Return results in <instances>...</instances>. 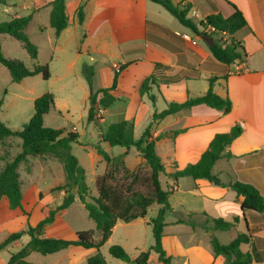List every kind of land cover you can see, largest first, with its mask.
Returning a JSON list of instances; mask_svg holds the SVG:
<instances>
[{
  "label": "crops",
  "instance_id": "0c3cea01",
  "mask_svg": "<svg viewBox=\"0 0 264 264\" xmlns=\"http://www.w3.org/2000/svg\"><path fill=\"white\" fill-rule=\"evenodd\" d=\"M39 1L35 14L38 15L42 9L51 14L50 3L53 0ZM225 1L172 2L182 8L190 5L191 11L188 16L190 17L192 12L194 17L201 19L194 6L203 7L207 16L221 12L226 6ZM228 1L241 11L248 23V27L235 36L244 47L248 58L232 65H224L215 60L208 48L210 41L208 36H203L202 43L191 48L183 37L188 35L186 33L190 30L183 27L178 20L179 24L173 23L154 6L158 4L149 0H67L69 27L60 36H56V49L61 53L65 51L68 40L76 41L78 36L84 33L85 40L82 46L86 53L92 56L91 63L94 64L95 54L115 58L118 62L114 61L112 71L106 65L100 71L102 75H107L108 82L113 80L111 73L114 75L121 66H126L120 73L117 89L113 93L118 102L111 109L119 112L123 110V120L134 121L136 140L141 138L154 114L146 118L142 127L137 125L140 110L149 109L146 104L149 100L140 96L139 89L142 82L153 73L155 63H161L174 70L194 69L200 72L198 78H183L178 83L161 84L159 89L161 94L154 90V93L158 94L156 104L162 100L166 106L162 96L165 101L178 103L185 102L188 98L202 96L208 91V80L213 76L217 78L214 92L223 98L231 99L233 109L227 115L206 105H200L166 117L156 124L153 131L155 139L161 133L185 130L174 139L166 135L156 143L157 154L166 170L172 169L168 179L162 182L163 189L177 188L172 193L175 194L174 204L169 199L172 209L165 216L166 226L162 240L167 255L173 257L171 264H225L223 257H215L210 243L211 238L215 236L222 244L227 245L238 233L251 235V241L242 245L241 249L243 252L255 251L259 255L260 261H254L252 264H264V211H243L241 204L244 198L238 196L230 187L216 186L208 180H195L190 177L175 182L172 177L173 172L197 163L216 134L227 133L233 126L239 125L242 135L228 148L232 157L217 161L213 174L225 185L237 182L252 185L264 197V0ZM83 3L85 21L80 25L76 11ZM44 32L48 33L49 30L45 28ZM75 48L77 50L78 46ZM50 63L52 65L53 59ZM216 65L223 68L220 73L213 69ZM47 66L51 75L50 81H62L69 72L75 70L76 61L74 59L66 62L64 71L55 73L56 77L53 68L49 64ZM95 78L96 75L93 76V85ZM111 84H105L106 87L103 88L110 87ZM122 107L125 108L121 109ZM111 109L99 111L104 115ZM137 154L136 162L132 167H127L128 169L134 170L145 163L138 152ZM127 160L128 157L125 163ZM63 197L64 193L59 194L58 199L63 200ZM24 203L23 198V208L11 210L9 201L3 197L0 201V226L23 217ZM60 204L56 203V208ZM191 214L198 224H204L207 219L217 218L233 222V218L237 216L239 222L229 231H206L201 227L192 228L179 223L180 219L188 220ZM58 215L55 222L46 227L45 237L62 239L61 232L70 229ZM170 215H174L175 218H171ZM208 226L212 227L213 224L210 223ZM78 232L80 231H71L64 239L75 240ZM14 245L22 246L19 241ZM97 252L96 249L71 247L47 256L32 253L27 261L32 264H87L88 259ZM153 254L155 253H151L150 260L157 263V254L155 258ZM139 256L130 258L135 260Z\"/></svg>",
  "mask_w": 264,
  "mask_h": 264
},
{
  "label": "trees",
  "instance_id": "16d2710c",
  "mask_svg": "<svg viewBox=\"0 0 264 264\" xmlns=\"http://www.w3.org/2000/svg\"><path fill=\"white\" fill-rule=\"evenodd\" d=\"M8 1L0 0V6L6 5ZM66 1L53 0L50 3L52 8L50 26L55 30L57 37L69 27ZM149 1L161 5L183 27L196 36H208L210 38L208 48L219 63L232 65L237 62H243L248 58L244 47L235 39L236 34L248 27V23L241 11L230 1H225L226 6L223 7L221 12L207 15L201 20L200 24L188 16L191 11L190 5L182 8L180 5H175L172 0ZM84 8L85 4L83 3L76 11L80 25L85 21ZM32 21L33 15L17 16L8 22L0 24V64L8 70L13 83H20L26 78L38 75H42L44 80H49L51 77L48 66L38 64L33 69H29L23 62L8 59L3 54L1 38L8 35L19 41L32 59H38L39 48L30 40L26 33V29ZM201 26L206 29L209 26L213 27L216 32L212 35H207L201 30ZM222 33L228 34L231 39L230 44L222 45L220 40L214 39V36L218 38ZM125 67L123 65L118 71L114 72L110 87L95 92L93 90V67L86 69L85 78L90 87V96L88 98L90 122L95 120L97 107L109 110L117 104L118 99L113 93L117 89L120 73ZM189 72L194 73V75H190ZM176 73V70L166 65L155 63L153 73L140 86V96L146 97L155 106L158 94H161L159 90L161 84H174L183 78L191 79L200 76V73L196 74L197 70L194 69L183 70V75L181 76L175 75ZM185 73L187 74L185 75ZM208 81L209 89L205 94L188 98L182 103L165 101L162 96L166 108L161 112L155 111L139 140H136L134 136V121L122 120L109 125L107 130L101 134V143L108 144L110 147H120L127 151L119 156H111L102 146L98 145L95 147L97 153L107 164L106 173L97 180L98 195L96 197L90 196L89 187L86 183V171L72 153V145L79 143V134L68 133L64 135V129H53L46 127L44 124L45 116L55 106L53 94L46 93L34 101V115L21 131L12 130L0 121V144L2 146L5 145L8 139L13 137L22 140L21 153L12 161L6 162L0 169V201L3 197H6L11 210L23 208L24 192L19 166L27 163L29 157H55L59 159L66 176L65 185L58 186L55 189L56 191L65 192L62 203L56 209H50L48 214L35 226H29L26 231L12 233L0 243V251H3L18 242L23 235L27 234L30 236L29 243L16 254L11 255L7 264H32L27 261V258L32 253L47 256L71 247L96 249L98 252L88 259L87 264H107L100 250L110 239L117 223L128 224L139 219H145L148 216L149 208L155 204L159 205L160 209L157 217L151 220L154 244L147 251L142 252L134 261L139 264H148L150 255L154 252L157 254V264H171L173 257L167 255L162 240L166 226L165 216L172 209L169 199L173 192L171 189H163L161 177L166 174V168L157 154L156 143L166 135H170L174 139L184 133L185 130L161 133L155 139H153V131L156 124L166 117L200 105H206L223 112L225 115L231 113L233 109L231 99L229 97L223 98L214 92L217 78L212 77ZM155 89L158 94L154 93ZM2 106L3 101H0V113ZM241 135L242 129L239 125L233 126L227 133L216 134L197 163L189 164L184 169L172 173L174 181L177 182L181 178L190 177L195 180H208L216 186L230 187L238 196L244 198L241 204L243 211L263 212L264 197L254 186L241 182L225 185L217 175L213 174V168L217 161L232 157L228 148ZM132 147L137 150L145 161L146 166L149 168L148 173L143 172L144 170L142 169L129 170L127 168L125 158L128 155V150ZM219 150L222 151L220 155L218 154ZM77 200L83 204L89 219L95 222L98 238L95 239L96 233L91 230L78 232L75 240L45 237L46 227L52 225L56 216L60 212L66 211ZM238 222L239 217L237 216L233 218V222L217 218L207 219L204 224H198L192 214L189 215L188 220H179V223L187 224L192 228L201 227L206 231H229ZM210 223L213 224L212 227L208 226ZM250 241V234L238 233L227 245L222 244L215 236L211 238L210 243L215 257H223L225 264H252L254 261H260L259 255L255 251L243 252L241 249L242 245L248 244ZM109 252L114 258L127 264L134 262L124 248L119 245L112 246Z\"/></svg>",
  "mask_w": 264,
  "mask_h": 264
},
{
  "label": "rangeland",
  "instance_id": "374dc122",
  "mask_svg": "<svg viewBox=\"0 0 264 264\" xmlns=\"http://www.w3.org/2000/svg\"><path fill=\"white\" fill-rule=\"evenodd\" d=\"M39 3V0H9L6 5L0 6V24L8 22L17 16L33 15V21L27 27L26 33L30 40L39 48L38 59H32L23 45L8 35L2 36L1 38L3 54L8 59L23 62L29 69H33L38 64L41 66H47V64H49L53 68V71H55L54 77L57 76L55 73H62L64 71L65 63L68 61L75 59L76 68L72 72H69L62 81L44 80L42 75H38L26 78L20 83H13L8 70L0 64V101H3L0 121L12 130L21 131L34 115V101L46 93L53 94L55 106L45 116L44 124L49 128L64 129V135L68 133L79 134V143L72 145V153L86 171V183L89 187L90 196L96 197L98 195L97 180L106 173L107 164L97 153L95 147L98 145L102 146L111 156H119L127 151L120 147H110L105 143H101L100 138V134L104 133L110 124L122 121L124 116H122L123 110L119 112L114 111V109H111L107 114L103 115L99 111L100 108L97 107L95 120L93 122L89 121L88 98L90 96V87L86 81L85 73L87 68L93 67L94 75H96L93 90L95 92L103 89V87H106L105 84L110 85L112 83V79L108 82L106 79L107 75H102L100 71L105 65L112 71L113 63L117 60L115 58L103 57L100 54H95L94 64L91 63L92 56H89L82 46L85 40L84 33L80 34L76 41H67L66 48L64 49L66 52H59L55 45V30L50 26L49 12L46 9H42L38 15L33 14ZM154 6L173 23L179 24L177 19L161 5ZM194 10L200 14L202 18L198 19L194 17L192 12L190 18L200 24L201 20L206 17L205 10L203 7L200 8L198 6H194ZM45 28L49 30L48 33L44 32ZM201 30L206 33V28L204 26H201ZM186 34L192 38V41L187 40L191 48L202 43L201 39L203 36H196L191 31ZM214 39L220 40L222 45H228L227 42L231 43L230 37H224L222 35L218 38L214 36ZM76 45L78 46L77 50L75 48ZM51 59H53L52 65L50 63ZM90 64H93V66ZM213 69L216 73H220L223 70V68L218 65L214 66ZM176 72L175 75L177 76L183 75V70L179 69L176 70ZM198 73L200 72L197 71L196 74ZM186 74L187 73H185V75ZM189 74L194 75V73L190 72ZM111 76H113V73H111ZM146 104L149 109L146 111L140 110L139 112L137 125L141 127L144 125L148 116L155 113V111L160 112L166 108L162 100L155 106L150 101H147ZM124 108L125 107H122L121 109ZM21 142L22 140L20 138L13 137L8 139L4 146L0 144L1 168L6 162L12 161L21 153ZM160 151L162 153V150ZM137 155V150L132 147L127 156L128 160L125 163L127 167H132L134 165L133 163L136 162ZM137 169H142L145 173L149 172V168L145 163H142L134 170ZM171 171L172 169L166 170V174L161 177L162 182L168 179V174ZM19 173L24 192V215L19 219L9 221L0 226V243L7 235L26 231L29 226H35L48 214L50 209L56 208V203H62V200L58 199L59 194L64 193L65 195V192L55 190L58 186H63L66 183L63 165L60 160L55 157H29L27 163H23L19 166ZM176 190V187L171 189L172 192ZM174 195L175 194L170 197L171 203L173 204ZM159 208L160 206L157 204L149 208L147 221H145V218L133 221L129 224L123 222L117 224L116 230L100 251L107 264H127L114 258L110 254L109 249L112 246L119 245L123 247L131 257H136L139 256L141 252L147 251L154 244L151 220L157 217ZM58 216L60 219L64 220L70 228L65 232H61L60 235H63L62 239L69 236L71 231L90 230L96 233L94 236L95 239L98 238L96 224L89 219L87 211L80 201L77 200L66 211L60 212ZM170 217L175 218L174 215H170ZM29 241L30 236L25 234L19 240L22 246L12 244L7 249L0 251V264H7L11 255L16 254L22 249L21 247L27 245ZM155 257V254H153V258ZM148 264L157 263L149 259Z\"/></svg>",
  "mask_w": 264,
  "mask_h": 264
},
{
  "label": "built area",
  "instance_id": "2783aa9c",
  "mask_svg": "<svg viewBox=\"0 0 264 264\" xmlns=\"http://www.w3.org/2000/svg\"><path fill=\"white\" fill-rule=\"evenodd\" d=\"M214 32H216V30L213 27H210V26L207 27L206 33L208 35H212ZM221 35L224 36V37H229L228 34H226V33H222ZM183 37H184V39H186L188 41H192V39L188 35H184ZM227 44H230V42H227Z\"/></svg>",
  "mask_w": 264,
  "mask_h": 264
},
{
  "label": "water",
  "instance_id": "95a60500",
  "mask_svg": "<svg viewBox=\"0 0 264 264\" xmlns=\"http://www.w3.org/2000/svg\"><path fill=\"white\" fill-rule=\"evenodd\" d=\"M222 153V151L221 150H219L218 151V154L220 155ZM129 264H139L138 262H136V261H134V262H131V263H129Z\"/></svg>",
  "mask_w": 264,
  "mask_h": 264
}]
</instances>
